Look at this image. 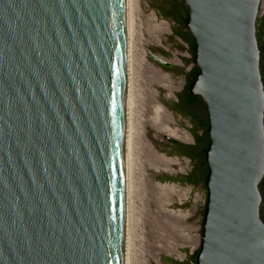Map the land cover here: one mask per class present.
<instances>
[{
	"label": "water",
	"instance_id": "obj_1",
	"mask_svg": "<svg viewBox=\"0 0 264 264\" xmlns=\"http://www.w3.org/2000/svg\"><path fill=\"white\" fill-rule=\"evenodd\" d=\"M148 1L192 54L148 58L187 78L198 67L188 92L209 135L208 168L198 157L158 180L206 183L196 264H264L263 0ZM127 74L126 0H0V264H125ZM179 249L187 260L162 262L192 264Z\"/></svg>",
	"mask_w": 264,
	"mask_h": 264
},
{
	"label": "rangeland",
	"instance_id": "obj_2",
	"mask_svg": "<svg viewBox=\"0 0 264 264\" xmlns=\"http://www.w3.org/2000/svg\"><path fill=\"white\" fill-rule=\"evenodd\" d=\"M133 5L131 89L138 133L134 148L131 203L135 224L131 234L133 244L130 264H152L151 259L155 264H164L161 254L183 262L187 260L188 252L179 248L189 247V253L193 254L201 246L204 214L199 212L205 208L208 189L205 181H198L195 185L158 180V176L164 173L191 174L194 162L187 156H170L161 152L147 133L152 131L158 141H166V135L193 145L187 134L189 130L180 124L191 127L192 123L179 113L174 115L160 100L163 88L165 99L178 102L179 97L175 91L184 90L187 75L170 72L148 57L149 53H153L173 65L186 67L179 55L192 58V54L187 50L190 49L189 43L178 34L174 38L187 48L184 52L166 35L174 34L171 24L176 25V21L172 18L164 19L160 9H157V14L148 0H137ZM263 6L264 0L260 18L263 16ZM194 66L195 63H191L185 71L191 72ZM160 106L164 107L165 119L163 124L160 123L167 128L164 132H159L152 121ZM171 130H175L176 134ZM169 160L175 164H169ZM198 213V216L189 220Z\"/></svg>",
	"mask_w": 264,
	"mask_h": 264
},
{
	"label": "bare ground",
	"instance_id": "obj_3",
	"mask_svg": "<svg viewBox=\"0 0 264 264\" xmlns=\"http://www.w3.org/2000/svg\"><path fill=\"white\" fill-rule=\"evenodd\" d=\"M137 0H126V28H127V57H128V81H127V115H126V240H125V264L131 263L133 231V215H132V190H133V171L135 158V141L138 130L136 128V120H134V106L132 94V54H133V5ZM164 107L157 108L156 115L153 117V123L159 132L167 130L165 126L160 125L164 122ZM163 111V112H162ZM162 112V115H161ZM161 117V118H160ZM163 124V123H162ZM175 133V130H171ZM167 163V162H166ZM169 164H175L174 161H168ZM174 189V188H173ZM135 224V223H134Z\"/></svg>",
	"mask_w": 264,
	"mask_h": 264
},
{
	"label": "flooded vegetation",
	"instance_id": "obj_4",
	"mask_svg": "<svg viewBox=\"0 0 264 264\" xmlns=\"http://www.w3.org/2000/svg\"><path fill=\"white\" fill-rule=\"evenodd\" d=\"M168 18H171V17H168ZM258 36H259V45L261 48L262 75H263V80H264V11H263V16L261 17L258 23ZM190 81H191V77L189 76L186 80L185 87ZM185 87H184V91H185ZM196 98H197V101L198 100L203 101L200 96H196ZM201 104L202 102H197V104L195 105L191 104L189 102V98L187 94L183 92L179 96L178 107L174 109L176 113H179L180 115L189 118V120H191L192 122V126L189 129V131H187V134L189 135V138L193 141V145L185 146L181 144L180 142H178V144L175 143V145H178L179 147H183V150L180 151L178 154L187 156L190 159H195V158L200 157L204 151L206 152L208 145H209L208 127L206 128V126H204V123L206 122L207 117L205 113H203V111L201 110L202 108ZM198 130H200V132ZM195 152H198V155H196ZM189 178L192 180V182L196 181L192 176H189ZM187 182L192 183L191 181L188 180V178H187ZM192 184H195V183H192ZM260 189H261L262 195H264V184L263 183H261ZM261 214H262V218L264 219L262 208H261Z\"/></svg>",
	"mask_w": 264,
	"mask_h": 264
},
{
	"label": "trees",
	"instance_id": "obj_5",
	"mask_svg": "<svg viewBox=\"0 0 264 264\" xmlns=\"http://www.w3.org/2000/svg\"><path fill=\"white\" fill-rule=\"evenodd\" d=\"M186 20H187V19H186ZM186 20H185V22H186ZM185 24H186V23H185ZM193 49H194V45H193ZM193 58H195V52H194V50H193ZM197 72H198V67L196 66V67H195V70H194V72H193V74H192L191 81L187 84V86L185 87V91H184L185 94H187V96H188V98H189V102H190L191 104H194V105L197 104V102H202V103H203V101H199V100L197 101L196 96H192V95H190L189 92H188L189 87H190V85L192 84V82H193V80H194L195 75H196ZM204 126H206V128L208 127L207 122L204 123ZM173 142L178 144L177 141H173ZM200 157H201L200 167H202V168H203V167L208 168V165H207V162H206V159H205V151L203 152V154H202ZM188 180L192 182V180H191L189 177H188ZM192 183L197 184L198 182H197V181H195V182L193 181ZM262 183L264 184V180H263ZM198 253H199V250H197L196 252H194V253L192 254V256H191L192 264H196Z\"/></svg>",
	"mask_w": 264,
	"mask_h": 264
}]
</instances>
